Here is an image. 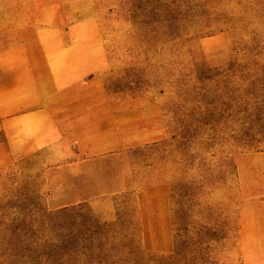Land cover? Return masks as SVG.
<instances>
[{
	"label": "rangeland",
	"instance_id": "1",
	"mask_svg": "<svg viewBox=\"0 0 264 264\" xmlns=\"http://www.w3.org/2000/svg\"><path fill=\"white\" fill-rule=\"evenodd\" d=\"M54 1L86 49L97 35L125 138L68 163L15 160L0 207H84L112 225L101 264H167L174 245L172 264H264V0H0V51L46 26Z\"/></svg>",
	"mask_w": 264,
	"mask_h": 264
},
{
	"label": "crops",
	"instance_id": "2",
	"mask_svg": "<svg viewBox=\"0 0 264 264\" xmlns=\"http://www.w3.org/2000/svg\"><path fill=\"white\" fill-rule=\"evenodd\" d=\"M41 10L46 26L12 37L13 46L0 51V169L40 152L68 163L111 152L125 138L108 118L97 78L103 65L97 35L89 38L95 50L86 49V35L63 17V2Z\"/></svg>",
	"mask_w": 264,
	"mask_h": 264
},
{
	"label": "trees",
	"instance_id": "3",
	"mask_svg": "<svg viewBox=\"0 0 264 264\" xmlns=\"http://www.w3.org/2000/svg\"><path fill=\"white\" fill-rule=\"evenodd\" d=\"M28 203L21 199L13 206L0 207V264H101L107 259L112 225L83 212L81 206L43 214L34 204L37 214H31L23 210ZM8 209L17 211L8 216ZM46 232L49 238L42 236ZM176 256L174 245L167 264L175 263Z\"/></svg>",
	"mask_w": 264,
	"mask_h": 264
}]
</instances>
